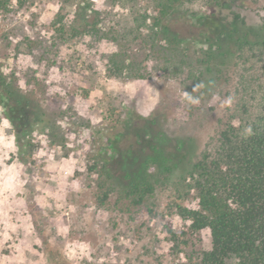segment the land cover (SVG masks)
I'll return each mask as SVG.
<instances>
[{
    "label": "rangeland",
    "instance_id": "obj_1",
    "mask_svg": "<svg viewBox=\"0 0 264 264\" xmlns=\"http://www.w3.org/2000/svg\"><path fill=\"white\" fill-rule=\"evenodd\" d=\"M78 1L83 0H10V10L0 12V70L29 81L27 92L39 101L33 117L0 103V264H174L166 226L179 231L187 222L177 215L151 219L136 213L114 223L112 213L98 206L97 173L89 166L94 153L124 132L120 121L130 113L159 119L171 137H192L198 149L217 123L221 96L212 100L214 111L190 117L181 105V85L154 61L148 79L109 76L112 41L89 30L80 36L58 31V13L74 14ZM90 1L100 11V28L134 24L131 0ZM222 3V16L252 25L264 20V0ZM210 4L191 0L187 13L173 19L211 11ZM24 38L42 45L22 43ZM117 149L111 166L119 174L128 155ZM202 243L211 248L208 230Z\"/></svg>",
    "mask_w": 264,
    "mask_h": 264
},
{
    "label": "trees",
    "instance_id": "obj_2",
    "mask_svg": "<svg viewBox=\"0 0 264 264\" xmlns=\"http://www.w3.org/2000/svg\"><path fill=\"white\" fill-rule=\"evenodd\" d=\"M131 1L133 25L100 28V11L83 0L74 14L58 13V31L80 36L89 30L112 41V77L148 79L154 61L181 85V105L190 117L214 111L218 93L221 110L198 149L192 137H171L159 119L130 113L120 121L124 132L94 153L89 166L97 173L98 206L118 225L136 213L187 222L179 231L166 226L174 264H264V20L252 25L222 16L223 0H211V11L191 12L185 21L173 16L187 13L191 0H147V6ZM9 2L0 0V12L10 10ZM22 43L42 45L32 38ZM27 83L0 70V103L33 117L39 101ZM123 138L127 144L121 147L116 143ZM117 147L128 155L119 174L111 166ZM204 230L210 249L202 243Z\"/></svg>",
    "mask_w": 264,
    "mask_h": 264
}]
</instances>
